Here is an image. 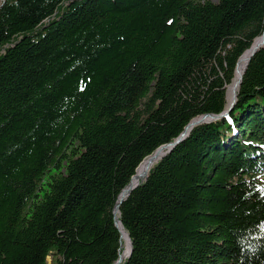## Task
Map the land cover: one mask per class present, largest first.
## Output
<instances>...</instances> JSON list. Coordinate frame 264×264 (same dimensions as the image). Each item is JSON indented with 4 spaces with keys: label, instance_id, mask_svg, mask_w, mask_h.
Returning a JSON list of instances; mask_svg holds the SVG:
<instances>
[{
    "label": "trees",
    "instance_id": "1",
    "mask_svg": "<svg viewBox=\"0 0 264 264\" xmlns=\"http://www.w3.org/2000/svg\"><path fill=\"white\" fill-rule=\"evenodd\" d=\"M263 30L264 0H2L0 264H115L117 196ZM262 177L264 47L119 206L121 264H264Z\"/></svg>",
    "mask_w": 264,
    "mask_h": 264
},
{
    "label": "water",
    "instance_id": "2",
    "mask_svg": "<svg viewBox=\"0 0 264 264\" xmlns=\"http://www.w3.org/2000/svg\"><path fill=\"white\" fill-rule=\"evenodd\" d=\"M263 47H264V30H263V32L261 33V35L259 37L254 39V41L252 42L250 47L248 49H246L242 53V55L238 58V60L236 62L235 70H234V78L232 80V83L230 84V85L234 86V91L232 92L231 96L228 97V88L230 86L229 85L228 88H227V93H226L228 103H227V106H226L225 110L222 113L217 114V115L205 114V115H201L199 117H196V118L192 119L184 127L182 132L172 142L160 146L159 148H157L153 152V154L148 156V157L154 156V163L153 164H155L163 156L168 154L175 146H177L178 144L183 142L188 137L189 133L191 132V130L193 128H195V127H197L199 125L208 124V123H211V122H213L215 120L224 118L225 116H227L232 111L233 106H234L235 101H236L237 91H238V88H239V86L241 84L243 73L245 72V69H246L248 63L250 62L251 58L255 55V53L258 50H260ZM241 62L245 63V65H244L242 70H240V63ZM148 157H146V158H148ZM136 170H135V174L132 176L129 184L117 196V200L115 202V206H114V209H113L115 227L117 228V230L119 232L120 238L122 237V233H123L124 230L122 229L121 224L117 220V216H116L118 214V211H119V206L123 203V201H125V199L129 196V194L132 192V190H134L140 183L145 181V179L147 178V174H146L142 180L137 179L136 178ZM134 178H136V179H134ZM126 236L128 238V243H129L128 252L127 253H123V251H121L119 256H118L117 261L115 262V264H121L131 254V245H130V241H129V237H128L127 233H126ZM119 247L121 248V244L119 245Z\"/></svg>",
    "mask_w": 264,
    "mask_h": 264
},
{
    "label": "bare ground",
    "instance_id": "3",
    "mask_svg": "<svg viewBox=\"0 0 264 264\" xmlns=\"http://www.w3.org/2000/svg\"><path fill=\"white\" fill-rule=\"evenodd\" d=\"M244 65H245L244 62L240 63V70L243 69ZM233 91H234V86L230 85L228 88V97L231 96ZM153 163H154V156H150V157L144 159L140 163V165L138 166V168L136 170V178L139 180H142L144 178V176L147 174L148 170L150 169V167L152 166ZM136 178H134V179H136ZM121 239L123 240V243H124L123 253H127L128 249H129V243H128V238L126 236V233L124 231L122 233Z\"/></svg>",
    "mask_w": 264,
    "mask_h": 264
},
{
    "label": "rangeland",
    "instance_id": "4",
    "mask_svg": "<svg viewBox=\"0 0 264 264\" xmlns=\"http://www.w3.org/2000/svg\"><path fill=\"white\" fill-rule=\"evenodd\" d=\"M2 0H0V2H1ZM208 1H211V2H215L216 0H208ZM261 181H262V183H263V185H264V177H262L261 178ZM49 260V259H48ZM50 261V260H49Z\"/></svg>",
    "mask_w": 264,
    "mask_h": 264
}]
</instances>
